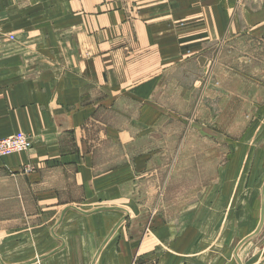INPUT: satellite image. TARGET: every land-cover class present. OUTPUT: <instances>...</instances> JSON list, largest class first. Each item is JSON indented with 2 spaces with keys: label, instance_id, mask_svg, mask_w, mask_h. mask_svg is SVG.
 Returning a JSON list of instances; mask_svg holds the SVG:
<instances>
[{
  "label": "crops",
  "instance_id": "0c3cea01",
  "mask_svg": "<svg viewBox=\"0 0 264 264\" xmlns=\"http://www.w3.org/2000/svg\"><path fill=\"white\" fill-rule=\"evenodd\" d=\"M244 36L264 0H0V264H264Z\"/></svg>",
  "mask_w": 264,
  "mask_h": 264
},
{
  "label": "rangeland",
  "instance_id": "374dc122",
  "mask_svg": "<svg viewBox=\"0 0 264 264\" xmlns=\"http://www.w3.org/2000/svg\"><path fill=\"white\" fill-rule=\"evenodd\" d=\"M230 58H231V60H230L231 64H243V65L263 66L264 67V40L263 41H256V40L250 39L247 36H244L242 39L238 40L237 42H233V44H232V55L230 56ZM216 59H218V61H219L218 64H221V65H223V63L227 64L228 59H229L228 49H226V52H225V50H222L220 53V56L218 57V55H217ZM245 90H247V92L249 94H253L250 86H247V88H245ZM222 123H223V121H222V117H221V119L218 121V123L216 125V131L217 132L218 131L220 132L221 129L219 126H222ZM219 134H221V133H219ZM219 134H217V135H219ZM220 139L222 141H220ZM216 140H217V142H220V144H221L220 145L221 147L217 146V149L219 148L221 151H217V153H216L217 163H221L222 160L224 159L225 150H227L226 149L227 147H225V145H222L224 142L222 136L221 137L217 136ZM201 159L207 160L208 154H204L203 156H201ZM217 165L219 166V164H217ZM168 204H175V202L168 201Z\"/></svg>",
  "mask_w": 264,
  "mask_h": 264
},
{
  "label": "built area",
  "instance_id": "2783aa9c",
  "mask_svg": "<svg viewBox=\"0 0 264 264\" xmlns=\"http://www.w3.org/2000/svg\"><path fill=\"white\" fill-rule=\"evenodd\" d=\"M32 145L31 138L22 133L2 139L0 140V158H4L15 153L29 151L32 148Z\"/></svg>",
  "mask_w": 264,
  "mask_h": 264
}]
</instances>
